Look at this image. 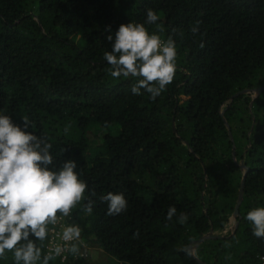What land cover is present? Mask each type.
Instances as JSON below:
<instances>
[{"label":"trees","instance_id":"obj_1","mask_svg":"<svg viewBox=\"0 0 264 264\" xmlns=\"http://www.w3.org/2000/svg\"><path fill=\"white\" fill-rule=\"evenodd\" d=\"M149 9L163 32L145 23ZM129 22L176 42L175 79L155 100L131 92L135 78L106 72L107 36ZM261 87L264 0H0V114L21 128L27 115L56 167L77 163L95 206L85 214L81 201L62 223L78 224L80 248L96 246L111 264L260 263L264 238L245 217L264 207ZM109 192L124 194L126 211L107 214L99 197ZM66 256L49 264H87Z\"/></svg>","mask_w":264,"mask_h":264},{"label":"clouds","instance_id":"obj_2","mask_svg":"<svg viewBox=\"0 0 264 264\" xmlns=\"http://www.w3.org/2000/svg\"><path fill=\"white\" fill-rule=\"evenodd\" d=\"M157 21V13L147 10L145 23L156 25V32H163ZM198 25L199 21L190 28L194 36L199 33ZM107 40L111 42V51L103 55L108 63L106 72L112 78H135L131 85L134 95H141L143 89L155 100L174 81L178 53L172 35L165 40L150 33L145 24L129 22L121 24ZM204 46L201 42L200 47ZM21 120L23 128L11 116L0 114V257L10 252L14 264H49L65 252L79 255L82 230L78 224L62 221L85 199L83 212L92 214L95 201L91 197L96 192L92 190L86 197L88 185L76 171L77 163L67 160L56 167L50 152L52 144L28 130L32 123L27 115H22ZM69 127L64 128L65 134ZM99 199L107 203L109 216L127 209L122 192H109ZM176 213L174 206L169 207L166 220L171 221ZM177 219L183 224L188 216L181 212ZM245 219L251 224L253 235L264 238V207L248 211ZM52 234L62 243L44 254V242Z\"/></svg>","mask_w":264,"mask_h":264},{"label":"rangeland","instance_id":"obj_3","mask_svg":"<svg viewBox=\"0 0 264 264\" xmlns=\"http://www.w3.org/2000/svg\"><path fill=\"white\" fill-rule=\"evenodd\" d=\"M85 250L86 252L83 250V247L80 248L81 252L86 253V256L83 258V260L87 264H111L113 262V260L108 255H106L96 246L85 245Z\"/></svg>","mask_w":264,"mask_h":264},{"label":"water","instance_id":"obj_4","mask_svg":"<svg viewBox=\"0 0 264 264\" xmlns=\"http://www.w3.org/2000/svg\"><path fill=\"white\" fill-rule=\"evenodd\" d=\"M263 91H264V87H261V88L255 90L256 93H260V92H263ZM235 96H237V95H235ZM246 173H247V170L245 169V174L243 175V178H242L241 183H240V188H239L237 203H236V206H235V209H234V213H233L234 214V217L237 216V214H238V208H239V205L241 204V201H242V195H243V190H244V183H245ZM206 238H209V236H204V237L198 239L195 242L189 243L188 250H189L190 254L193 253V245H198L200 242H202ZM199 264H202V263H199Z\"/></svg>","mask_w":264,"mask_h":264},{"label":"built area","instance_id":"obj_5","mask_svg":"<svg viewBox=\"0 0 264 264\" xmlns=\"http://www.w3.org/2000/svg\"><path fill=\"white\" fill-rule=\"evenodd\" d=\"M59 231H60V227H59V225H57L56 226V232L58 233ZM60 243H62V241H60L59 238L55 234H52L51 237L49 238L47 245H46V253L49 251L50 248H54L57 244H60ZM82 247H83V250L86 252L85 245ZM66 254H67V252L62 253L61 256H58L56 258H58L60 261H65V257H67ZM74 256L77 258L83 259L86 256V253H83L80 251L79 255H74ZM259 261H260L259 264H264V256H261Z\"/></svg>","mask_w":264,"mask_h":264}]
</instances>
